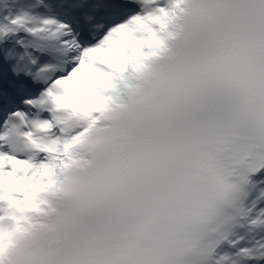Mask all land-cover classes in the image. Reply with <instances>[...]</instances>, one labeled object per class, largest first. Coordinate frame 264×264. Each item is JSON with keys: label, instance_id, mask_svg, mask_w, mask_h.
<instances>
[{"label": "snow or ice", "instance_id": "1", "mask_svg": "<svg viewBox=\"0 0 264 264\" xmlns=\"http://www.w3.org/2000/svg\"><path fill=\"white\" fill-rule=\"evenodd\" d=\"M0 264H264V0H0Z\"/></svg>", "mask_w": 264, "mask_h": 264}]
</instances>
